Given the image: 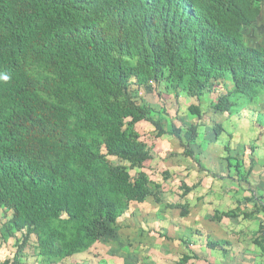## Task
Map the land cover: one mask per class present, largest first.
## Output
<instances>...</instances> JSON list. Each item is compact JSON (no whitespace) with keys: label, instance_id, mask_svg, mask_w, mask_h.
Masks as SVG:
<instances>
[{"label":"trees","instance_id":"trees-1","mask_svg":"<svg viewBox=\"0 0 264 264\" xmlns=\"http://www.w3.org/2000/svg\"><path fill=\"white\" fill-rule=\"evenodd\" d=\"M262 3L0 0V245L13 240L0 264L29 256L58 264L113 234L133 202H161L159 184L139 170L153 154L135 125L149 122L155 137L171 136L194 159L198 124L154 118L144 94L199 101L222 88L211 109L228 115L252 103L264 90V46L249 45L243 28L257 23ZM186 109L197 120L202 113L199 104ZM211 131L217 139L224 129ZM224 152L242 176L228 145Z\"/></svg>","mask_w":264,"mask_h":264},{"label":"rangeland","instance_id":"rangeland-1","mask_svg":"<svg viewBox=\"0 0 264 264\" xmlns=\"http://www.w3.org/2000/svg\"><path fill=\"white\" fill-rule=\"evenodd\" d=\"M243 35L249 45L254 47L264 46V3L261 4L259 20L251 27H244ZM221 84L225 89H232L225 77L221 80ZM218 89V91H210L204 94L199 101L185 96L184 93L176 100L164 94L166 100L162 101L155 93H146L144 98L158 112L154 113V118L161 114L165 119L164 122L168 121L180 127L191 123L198 124L196 131L198 133L197 141L201 150L200 154H205V151L208 150L207 153L210 155L208 160L206 162L202 160L201 164L209 170L210 174L215 172L216 168L221 164L224 166L231 164L232 167L225 172L230 177L236 175L235 164L237 161L232 159L228 161L222 160L223 148L228 145L229 152L227 153L233 159H238L240 164H243L245 159L246 162L243 165L241 164L242 169L240 168L239 171H241L242 176L249 178L252 165L250 164L251 158L248 159V156L251 157L254 154L256 164L261 166L260 170L264 169V90L248 106L241 103L232 109L231 115H228L226 113H215L211 109L220 92L225 91L222 88ZM189 104L200 105L202 113L198 120L196 117H188L186 108ZM214 123H221L225 130V132L221 133V140L218 141L214 140L211 131ZM135 128L140 133L141 138L146 140V143L151 146L153 154V158L147 160L143 165V169L139 170L147 173L149 179L159 184L162 191L160 193L162 201L155 203L153 198L149 197L140 204L133 202L128 211L118 219V228L115 232L111 235H104L97 244L93 245L89 256L81 253L66 258L58 264H167L168 261L174 262L181 252H185L186 247L183 243L177 241L178 239L169 241L165 238V240H161V237L168 233L162 229L164 222L161 217L164 214L169 223L177 222L176 219L181 218L179 210L168 208L166 203L182 204L185 200L186 203L193 205L194 202L201 200L195 199V195H198V192L196 194L191 192L189 196L181 198L182 184L186 186L187 183L192 187L193 182H195L194 160L183 156L182 146L178 140L167 135L159 138L155 137L156 130L149 122H139L135 125ZM228 135H231L232 138H229ZM204 140L207 142L212 141L211 145L208 146ZM251 146L254 148L258 147L256 152L253 153L254 150L250 149ZM198 153L196 151V155ZM110 159L113 163L121 164L114 157H110ZM249 165L251 170L248 172ZM139 170H131V174L134 176L135 173L140 172ZM208 177H210L212 183H207L206 187H215L213 183L217 184V178ZM219 185L221 186V184ZM257 185V183L253 184L255 187ZM207 197L208 195H205V198ZM3 221L2 212H0V225ZM182 223L189 227L187 232L189 240L196 242L200 236L196 237L194 235L191 237L190 232L197 228V224L202 223H194L192 220H185ZM202 229L207 231V227ZM203 235L204 240L205 233ZM11 242L13 240L9 239L7 243L0 245V261L13 256V250L9 244ZM165 246L171 250L168 259L161 252ZM27 250H29L28 254L33 251L31 248ZM34 259V257L29 256L23 260L22 264H35Z\"/></svg>","mask_w":264,"mask_h":264},{"label":"crops","instance_id":"crops-1","mask_svg":"<svg viewBox=\"0 0 264 264\" xmlns=\"http://www.w3.org/2000/svg\"><path fill=\"white\" fill-rule=\"evenodd\" d=\"M197 140L193 145L195 182H193L192 187L187 183L186 186L191 187L188 196L191 192L192 194L198 192L195 199L201 200L194 202L193 205L186 203L184 200L182 204L188 206V212L186 216L179 214L181 218L176 219L177 222L169 223L165 215L162 214L161 218L164 222L162 229L168 233L163 235L161 240L163 241L165 238L169 241L178 239L177 241L183 243L186 247L185 252H181L174 262L167 260V264H264V247L258 244L262 241L261 230L264 226V169L260 170L261 166L256 164L255 155L253 154L251 157L248 156V159H252L250 162L252 170L249 178L244 175L242 178L237 171L235 176L230 177L225 171L232 167L231 164L226 166L221 164L215 172L210 174L209 170L201 164V161L206 162L210 155L207 153L208 150L205 151V154H200L201 150ZM214 140H221V135L217 139L214 138ZM211 142L206 141V144L209 146ZM257 148L253 147L254 151L251 149L253 153L256 152ZM196 151L199 152L198 155H196ZM223 153L222 160H226L227 154L224 152V148ZM245 162L244 159L243 164ZM208 176L217 178V184L213 183L215 187H206L207 183L211 182ZM254 183L258 185L253 186ZM205 195H208V197L205 198ZM232 210L235 211V216L222 217L218 220L217 218H211L216 212L222 213ZM185 220L202 223L197 224V228L190 232L191 237L194 235L196 237L200 236L196 242L189 240L187 234L189 227L182 223ZM204 227H207V231L202 229ZM203 233H205L204 240ZM207 242L213 244V246H208ZM90 250L91 248L84 253L89 256ZM161 252L168 259L171 250L165 246ZM186 256L189 258L182 261L181 258Z\"/></svg>","mask_w":264,"mask_h":264},{"label":"built area","instance_id":"built-area-1","mask_svg":"<svg viewBox=\"0 0 264 264\" xmlns=\"http://www.w3.org/2000/svg\"><path fill=\"white\" fill-rule=\"evenodd\" d=\"M261 236H262V239H263V241H264V228H263V230H262Z\"/></svg>","mask_w":264,"mask_h":264}]
</instances>
